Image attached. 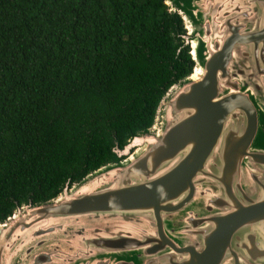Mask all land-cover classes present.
I'll use <instances>...</instances> for the list:
<instances>
[{"label":"water","instance_id":"1","mask_svg":"<svg viewBox=\"0 0 264 264\" xmlns=\"http://www.w3.org/2000/svg\"><path fill=\"white\" fill-rule=\"evenodd\" d=\"M179 5L194 65L157 126L16 207L0 264H264V0Z\"/></svg>","mask_w":264,"mask_h":264},{"label":"trees","instance_id":"2","mask_svg":"<svg viewBox=\"0 0 264 264\" xmlns=\"http://www.w3.org/2000/svg\"><path fill=\"white\" fill-rule=\"evenodd\" d=\"M178 9L0 0V222L119 161L112 148L151 127L194 65Z\"/></svg>","mask_w":264,"mask_h":264},{"label":"rangeland","instance_id":"3","mask_svg":"<svg viewBox=\"0 0 264 264\" xmlns=\"http://www.w3.org/2000/svg\"><path fill=\"white\" fill-rule=\"evenodd\" d=\"M167 2V1H166ZM167 4H169L168 2H167ZM168 7H171V6H168ZM170 9H173V8H170ZM183 25H184V27L186 26V23L185 22H183ZM186 29V28H185ZM178 84V83H177ZM177 84H175V85H177ZM175 85H173V86H171L168 90H167V92L165 93V94H167V93H170V92H172L173 91V88L175 87ZM165 94H164V97H165ZM164 97H162V98H164ZM159 104V103H158ZM161 106H162V104H159L158 105V107H157V109H156V112H155V117H154V122H153V125L154 126H157V122L159 121V116H160V114H161ZM153 127V126H152ZM152 127L150 128V130L152 129Z\"/></svg>","mask_w":264,"mask_h":264},{"label":"flooded vegetation","instance_id":"4","mask_svg":"<svg viewBox=\"0 0 264 264\" xmlns=\"http://www.w3.org/2000/svg\"><path fill=\"white\" fill-rule=\"evenodd\" d=\"M134 264H136V263H134ZM147 264H149V262H147Z\"/></svg>","mask_w":264,"mask_h":264},{"label":"bare ground","instance_id":"5","mask_svg":"<svg viewBox=\"0 0 264 264\" xmlns=\"http://www.w3.org/2000/svg\"><path fill=\"white\" fill-rule=\"evenodd\" d=\"M195 71H196V69H195Z\"/></svg>","mask_w":264,"mask_h":264}]
</instances>
